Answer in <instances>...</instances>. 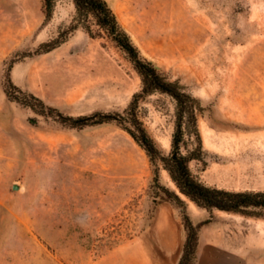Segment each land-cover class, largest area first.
Wrapping results in <instances>:
<instances>
[{
  "label": "rangeland",
  "instance_id": "rangeland-1",
  "mask_svg": "<svg viewBox=\"0 0 264 264\" xmlns=\"http://www.w3.org/2000/svg\"><path fill=\"white\" fill-rule=\"evenodd\" d=\"M106 1L141 56L199 101L191 171L264 191V0ZM76 23L71 0L50 17L43 0H0V264H180L190 225L183 264H264L263 218L197 206L115 118L137 94L168 153L175 100L142 94L129 55Z\"/></svg>",
  "mask_w": 264,
  "mask_h": 264
},
{
  "label": "trees",
  "instance_id": "trees-1",
  "mask_svg": "<svg viewBox=\"0 0 264 264\" xmlns=\"http://www.w3.org/2000/svg\"><path fill=\"white\" fill-rule=\"evenodd\" d=\"M45 12L48 17L53 13L56 0H43ZM75 7L77 23L72 29L82 27L90 36H95L90 21L103 30L108 37L123 49L130 57L134 68L142 79V94L163 93L171 96L176 102L175 124L171 137V148L168 153L163 152L154 139L148 134L143 122L138 115V95H134L125 115H115L125 130L147 152L154 165L166 170L179 191L193 201L197 206L208 211L214 209L228 213L241 214L249 217L264 219V191H230L217 187H210L200 181L191 171L190 162L194 159L202 160L203 145L200 133L197 129V111L199 101L191 94L185 92L177 81H169L152 62L143 58L139 49L131 40L126 30L119 23L115 13L106 0H71ZM14 89L21 92L19 87ZM9 98L31 107L36 112L47 115L44 102L33 94H27V98L37 101L42 109H36L35 105L25 102L19 97L12 96L6 91ZM50 110H53L50 108ZM87 118L71 119L81 124ZM188 136L189 138H186ZM188 139L195 141V148L184 154L182 145H187ZM178 200L179 197L174 195ZM198 227L190 225V234L185 245L184 256L180 264H183L187 256L195 252L198 239ZM192 247L190 242H192Z\"/></svg>",
  "mask_w": 264,
  "mask_h": 264
},
{
  "label": "bare ground",
  "instance_id": "bare-ground-1",
  "mask_svg": "<svg viewBox=\"0 0 264 264\" xmlns=\"http://www.w3.org/2000/svg\"><path fill=\"white\" fill-rule=\"evenodd\" d=\"M193 203V202H192ZM220 211V210H219ZM221 212H223V211H221Z\"/></svg>",
  "mask_w": 264,
  "mask_h": 264
},
{
  "label": "water",
  "instance_id": "water-1",
  "mask_svg": "<svg viewBox=\"0 0 264 264\" xmlns=\"http://www.w3.org/2000/svg\"><path fill=\"white\" fill-rule=\"evenodd\" d=\"M16 186L14 185V188H15Z\"/></svg>",
  "mask_w": 264,
  "mask_h": 264
}]
</instances>
